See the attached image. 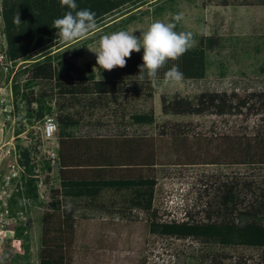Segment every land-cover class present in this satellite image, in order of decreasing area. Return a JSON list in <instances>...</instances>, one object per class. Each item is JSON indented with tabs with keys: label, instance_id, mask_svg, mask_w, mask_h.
I'll use <instances>...</instances> for the list:
<instances>
[{
	"label": "trees",
	"instance_id": "1",
	"mask_svg": "<svg viewBox=\"0 0 264 264\" xmlns=\"http://www.w3.org/2000/svg\"><path fill=\"white\" fill-rule=\"evenodd\" d=\"M75 2V10L61 7L60 0L2 2L9 57L36 55L26 69L28 81L44 84L38 97L26 96L28 103H38L42 118L53 95L46 85L53 83L57 94L60 187L51 190L41 213L39 264H148L149 243L156 237L192 239L173 247L172 264H264V89L160 95L164 115L255 117L261 125L253 134L207 136L194 133L191 121L158 122L155 87L146 72L139 76L143 49L126 58L123 68L101 69L99 78L92 68L86 77H75L79 65L66 53L48 50L62 41L52 26L66 12L89 9L100 24L146 0ZM204 4L263 6L264 0ZM221 45L216 30L200 36L178 60L168 61L157 81L173 65L182 81L204 79L209 53ZM163 160L176 168L202 166L194 167L197 197L184 221L160 220L154 205L159 173L167 170ZM209 165L216 168H205ZM27 186L34 195L32 179ZM16 206L22 208V202ZM1 264H31L26 222L19 221Z\"/></svg>",
	"mask_w": 264,
	"mask_h": 264
},
{
	"label": "rangeland",
	"instance_id": "2",
	"mask_svg": "<svg viewBox=\"0 0 264 264\" xmlns=\"http://www.w3.org/2000/svg\"><path fill=\"white\" fill-rule=\"evenodd\" d=\"M205 0H146L137 7H128L107 17L91 32L87 39L72 42H56L48 50L51 53H66L79 65L75 77H82L88 68L95 70L101 77V69L96 62V54L90 49L98 50L102 36L120 30L134 32L139 36L155 21L176 23V31L191 32L196 44L202 35L215 30L222 35V45L209 53V69L207 76L199 81H182L178 85L165 84L157 81L153 104L157 121H191L194 133L202 135H220L246 132L253 134L261 125L255 117L242 116H172L161 111L162 93L181 92L194 94L202 89L253 91L264 89V5L263 6H216L204 4ZM177 14H182L178 23L174 20ZM36 58V55L31 56ZM90 71V69H89ZM41 82V90L43 89ZM52 93L54 84L46 85ZM51 103V100H49ZM48 102V104H49ZM56 111H57V106ZM151 130V129H150ZM164 161V160H163ZM159 173V192L165 185L174 181H187L196 178V168L189 165L177 168L167 161ZM215 169V166H205ZM225 172L231 168L223 167ZM233 169V168H232ZM41 213L39 209L23 211L22 220L27 223L30 233L31 264H39V249L41 243ZM152 241L149 243V245Z\"/></svg>",
	"mask_w": 264,
	"mask_h": 264
},
{
	"label": "built area",
	"instance_id": "3",
	"mask_svg": "<svg viewBox=\"0 0 264 264\" xmlns=\"http://www.w3.org/2000/svg\"><path fill=\"white\" fill-rule=\"evenodd\" d=\"M0 0V264L7 245L17 237V225L23 212L48 208L52 189L60 187L59 122L56 112V88H53L51 110L41 118L39 105L30 104L26 96L38 97L41 81L29 82L28 66L36 58L13 60L9 57ZM33 94V95H32ZM33 109V111H29ZM33 180L34 195L28 181ZM199 182L196 178L174 181L159 192L156 187L154 205L162 221H184L195 205ZM16 201L22 202L17 208ZM191 238L156 237L149 245L148 264H172L173 247Z\"/></svg>",
	"mask_w": 264,
	"mask_h": 264
},
{
	"label": "clouds",
	"instance_id": "4",
	"mask_svg": "<svg viewBox=\"0 0 264 264\" xmlns=\"http://www.w3.org/2000/svg\"><path fill=\"white\" fill-rule=\"evenodd\" d=\"M61 7L77 9L75 0H60ZM95 12L89 9L68 11L61 18L53 22L57 29V37L64 42L87 39L89 34L97 28ZM182 14H177L174 20H182ZM15 22H21L19 14ZM176 23L153 22L146 31H141L139 36L134 32L120 30L101 37L99 49L90 51L96 54V62L103 70L111 71L116 67L126 66V58L133 52L139 53L143 49V64L139 67V76L144 78L145 72L154 87H158V73L166 66L169 60H178L194 46L191 32H177ZM183 80V73L178 65H173L165 73V84L178 85Z\"/></svg>",
	"mask_w": 264,
	"mask_h": 264
},
{
	"label": "crops",
	"instance_id": "5",
	"mask_svg": "<svg viewBox=\"0 0 264 264\" xmlns=\"http://www.w3.org/2000/svg\"><path fill=\"white\" fill-rule=\"evenodd\" d=\"M77 65H78V63H77ZM88 71L86 72V74L85 75H83L82 77H86L89 73H90V71H89V68L87 69ZM93 71H95L94 69H93ZM97 77L99 78V76L97 75ZM103 197L105 198V197H107V193H105L104 192V195H103Z\"/></svg>",
	"mask_w": 264,
	"mask_h": 264
}]
</instances>
